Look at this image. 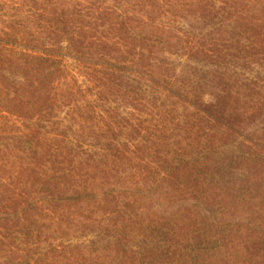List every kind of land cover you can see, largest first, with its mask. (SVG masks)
<instances>
[{"label": "trees", "instance_id": "1", "mask_svg": "<svg viewBox=\"0 0 264 264\" xmlns=\"http://www.w3.org/2000/svg\"><path fill=\"white\" fill-rule=\"evenodd\" d=\"M180 4L191 8L196 24L180 32L178 46L162 50L172 57L158 70L166 84L146 74L151 67L147 61L153 55L151 40L157 38L154 35L139 38L143 42L137 46L139 51L134 57L137 69L119 61L125 54L130 55L126 49L132 47L133 40H126L125 52L119 51L116 61L104 59L110 53L101 41L90 45L72 40L67 53L76 60L107 68L111 74L117 70L137 74L185 104L182 110L188 113L181 126L191 137L187 144L191 148L201 146L204 153L199 152L200 158L211 164L207 172L202 169L196 172L190 167L196 176H188L193 180L188 186L190 197L194 192L204 191L201 181L206 183V195L195 204L202 214L190 213L184 219L150 218L139 212L138 196H127L131 192L128 189L99 191L104 184L122 178H112L119 169L105 162L124 160L118 145L106 143L95 152L84 150L73 138L69 145L62 146L56 138L39 136L41 123L29 125L21 121L17 128L23 130L17 129L19 136L11 139L8 147L19 148L24 144L22 149L31 148L27 150V165L21 172L25 176L22 182L35 185V192L43 186L69 191L74 222L89 219L98 223L101 250L108 256L111 254L106 264H264V0H189ZM30 49L22 46L17 60L56 62L52 59L54 49L40 50L46 55L31 54ZM173 58L182 62L181 75L172 72L176 66L169 67ZM214 140L232 142L226 141L231 144L212 152L209 147ZM86 169L90 172L86 173ZM121 173L125 172L121 170ZM144 177L141 176V182ZM95 190L99 191L100 199L95 198ZM45 191L40 189L37 193ZM28 201H35V197H30L22 187L16 189L11 199L0 198V209L12 212L14 206ZM40 206V202H34L28 206L29 211L19 216L21 223L17 228L24 243L32 240L35 227L28 214L43 213L49 218L57 214L56 220L61 223L57 226L69 227L65 223V207L55 212L49 203V208L41 207L39 213ZM180 206L175 208L179 214L188 210ZM82 209H87L86 215L79 214ZM239 211L247 216L235 218ZM94 212L102 213L101 217L90 215V218L89 214ZM3 229L0 228V252L5 259L0 264H7L16 249L6 245ZM86 229L85 225L77 226L79 233ZM93 242L88 239L78 245L87 248L89 258H84L85 262L82 256H77L80 250L76 246L69 250L56 243L49 244L41 255L54 256L65 251L78 264H98L103 257L92 249ZM25 246H21L19 258L26 259L22 253L29 249ZM36 259L29 261L37 264Z\"/></svg>", "mask_w": 264, "mask_h": 264}, {"label": "rangeland", "instance_id": "2", "mask_svg": "<svg viewBox=\"0 0 264 264\" xmlns=\"http://www.w3.org/2000/svg\"><path fill=\"white\" fill-rule=\"evenodd\" d=\"M188 1L0 0V198L4 201L11 199L16 189L22 187L30 197H35L33 202L14 206L12 212L0 209V228H5V243L16 249L7 264H33L29 260L35 258L37 264H78L65 251L59 255L42 256L46 246L53 243L69 247V250L76 246L80 251L75 255L82 256V262H85L89 258L87 248L78 245L88 239L95 241L89 245L103 257L98 264H106L111 255L101 250L103 243L97 235V222L89 219L74 222V207L69 206L72 193L49 186L39 187L35 192V185L22 182L25 176L21 172L27 165V150L31 148L22 149L24 144L19 148L8 147L11 139L23 130L17 128L21 121L29 125L41 123L39 136L56 138L62 146L69 145L73 138L84 150L95 152L104 148L106 143L118 145L124 160L105 162L119 169L112 178H122L113 179L98 189L101 192L128 189L131 192L127 196L137 194L136 206L144 216L184 219L190 213L202 214L195 204L206 195V183L201 181L204 191L191 192L194 195L190 197L188 186L193 180L188 176H196L192 170L207 172L206 168H211V164L200 158L201 146L191 148L187 144L191 137L181 126L188 113L182 110L185 104L137 74L120 70L111 74L107 68L76 60L67 53L68 43L72 40L79 39L90 45L101 41L108 46L110 53L104 59L116 61L118 52H125L126 40H133L132 47L126 49L130 55L125 54L119 61L137 69L139 66L134 57L139 51L137 46L143 42L140 39L154 35L157 38L151 40L153 55L147 61L151 67L146 74L166 84L158 70L172 57L162 50L178 46L180 32H186L196 24L191 8L181 7V2ZM22 46H29L31 54L39 55H46L40 51L44 47L54 49L51 50L55 54L52 59L56 62H34L33 59L20 62L17 55ZM181 64L179 59H172L169 67L176 66L172 69L175 76L181 75ZM198 140L203 142L201 137ZM226 141L214 140L209 150H221L231 144ZM87 172L90 171L86 169ZM141 176H145L143 182ZM58 186L61 188V184ZM40 189L47 191L37 193ZM99 191L95 190V198L100 199ZM37 201L42 205L39 213L41 207L49 208V203L53 204L55 212L65 207V223L69 227L57 226L61 224L56 220L57 214L51 218L43 213L39 216L28 214L35 227L32 240H26L25 246L17 228L21 223L19 216ZM176 206L188 210L179 214L175 211ZM79 214L86 215L87 209H82ZM90 215L99 218L102 213L89 214L91 218ZM245 216L246 213L239 211L235 218ZM78 224L87 226V229L79 233ZM21 246L29 249L26 254L22 253L26 259L19 258ZM3 259L5 255L0 252V263Z\"/></svg>", "mask_w": 264, "mask_h": 264}]
</instances>
